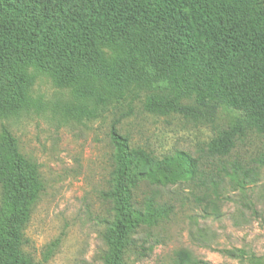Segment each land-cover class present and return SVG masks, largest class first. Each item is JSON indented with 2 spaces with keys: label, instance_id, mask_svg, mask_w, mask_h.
<instances>
[{
  "label": "trees",
  "instance_id": "obj_1",
  "mask_svg": "<svg viewBox=\"0 0 264 264\" xmlns=\"http://www.w3.org/2000/svg\"><path fill=\"white\" fill-rule=\"evenodd\" d=\"M104 43L123 58L106 62ZM30 68L53 72L63 86L92 90L104 81L112 93L138 89L147 96L145 110L158 116L214 124L224 112L231 122L209 143L211 158L230 156L252 134L264 137V0H0V114L21 107L35 80ZM111 138L115 165L102 196L115 215L104 264H128L138 232L172 212L156 195L138 202L140 187H169L202 173L186 152L158 159L131 149L115 128ZM255 162L264 166V155ZM38 168L3 127L0 264H34L22 249L31 204L44 186ZM231 170L226 176L242 190L259 181L258 168L234 162ZM175 261L200 264L185 250Z\"/></svg>",
  "mask_w": 264,
  "mask_h": 264
},
{
  "label": "rangeland",
  "instance_id": "obj_2",
  "mask_svg": "<svg viewBox=\"0 0 264 264\" xmlns=\"http://www.w3.org/2000/svg\"><path fill=\"white\" fill-rule=\"evenodd\" d=\"M100 54L111 64L124 56L107 43L100 46ZM29 71L35 80L21 107L0 114V137L6 127L25 158L38 165L44 185L24 225L22 250L28 260L104 264L115 215L102 196L110 190L115 165L113 128L131 149L158 159L178 151L190 154L199 159L202 173L169 187H140L138 202L156 195L158 204L172 212L138 232V250L133 249L128 264H176V253L182 250L200 264L264 259V166L255 162L264 155V137L252 134L230 156L211 158L209 143L231 122L224 112L214 124L175 114L158 116L145 110L147 96L138 89L122 95L112 93L104 81L92 90L63 86L53 72ZM234 162L258 168V183L244 190L235 186L225 174L232 172ZM2 194L0 186V208Z\"/></svg>",
  "mask_w": 264,
  "mask_h": 264
}]
</instances>
